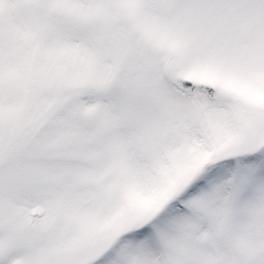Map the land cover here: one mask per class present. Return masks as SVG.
<instances>
[{
  "label": "snow or ice",
  "instance_id": "obj_1",
  "mask_svg": "<svg viewBox=\"0 0 264 264\" xmlns=\"http://www.w3.org/2000/svg\"><path fill=\"white\" fill-rule=\"evenodd\" d=\"M0 264H264V0H0Z\"/></svg>",
  "mask_w": 264,
  "mask_h": 264
}]
</instances>
